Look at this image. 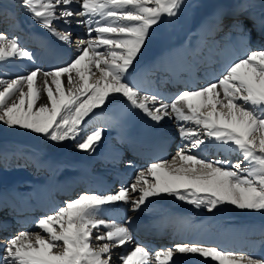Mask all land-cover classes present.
<instances>
[{
  "label": "snow or ice",
  "instance_id": "1",
  "mask_svg": "<svg viewBox=\"0 0 264 264\" xmlns=\"http://www.w3.org/2000/svg\"><path fill=\"white\" fill-rule=\"evenodd\" d=\"M185 0H20L40 27L73 44L71 25L86 28L76 41L77 54L51 70L35 67L14 79H0V122L43 134L54 142L76 140L94 153L104 127L91 131L90 114L120 94L155 122H183L187 141L175 156L138 170L133 181L110 193L82 192L36 221L37 231L9 237L0 264H112L113 250L131 245L120 264H176L179 254H198L216 264H264V259L185 241L151 251L135 243L132 217H107L104 208L123 202L136 212L153 197L168 195L209 212L225 203L264 210V48L247 50L222 74L201 87L183 90L164 102L131 79L130 69L163 17L177 16ZM63 26V31L56 25ZM233 27L241 28L236 20ZM95 33V35H93ZM33 60L19 38L0 31V63ZM134 70V69H133ZM191 124L192 127H186ZM84 133V135H81ZM79 137V139H77ZM230 145L242 155L236 162L209 160L199 154L207 141ZM197 150V151H193ZM129 166L132 161H128Z\"/></svg>",
  "mask_w": 264,
  "mask_h": 264
},
{
  "label": "bare ground",
  "instance_id": "2",
  "mask_svg": "<svg viewBox=\"0 0 264 264\" xmlns=\"http://www.w3.org/2000/svg\"><path fill=\"white\" fill-rule=\"evenodd\" d=\"M11 5L15 6L13 9L14 14L23 18L25 22L24 26L28 31L40 37L51 34L50 31L40 27L25 9L21 7L20 0H13ZM228 5L227 7L234 11H239V7L245 8L251 6L253 9L259 11L260 16L264 15V0H242L238 4L240 6H233L231 3H228ZM217 12L218 10H214L208 15H204L202 19H198L192 31L185 32L186 35L184 38L172 44L168 41L169 34L166 31L171 24H166L164 28L157 25V28H159L158 33L162 35L161 40L155 37L157 36V31L155 32L156 28L154 25V29L150 30L149 39L136 58V60L139 58L141 60L134 61L133 68L129 70L131 79L135 77L145 78V76L162 75L164 72L174 71L178 75L187 77L186 81H188L190 76H188L186 66H188L189 62L182 57L181 54L188 51L191 47L199 45L203 33L207 31V20L213 18ZM56 26L60 28L61 25L57 24ZM76 26L75 23L71 25V27ZM81 29L79 33L80 38L86 39V28L81 27ZM183 31H181L182 34H184ZM75 42L76 41L68 46L63 45V52L69 55L70 58H73L77 54ZM259 47H261V44L253 50L260 49ZM9 63L11 65L10 68H8ZM22 67H25L26 70L22 69ZM22 67H19L13 59L0 63V79L8 80L13 77L16 78L18 75L27 74L33 69L27 66ZM9 71L10 73H8ZM141 83L145 82H140V84ZM139 86L141 88L143 87L142 85ZM117 110H127L131 112V114L138 113L139 116L143 118L142 121L148 127L155 128L163 135H169L175 140H182L178 128L183 122H179L174 118H165L160 122H155L142 110L132 108L120 94L110 96L109 101H106L105 105L95 109L94 113L90 114V118H86L89 121V127L86 131H90L92 128L98 126H102L105 129L102 133L101 141L94 153L79 150L76 147V140L69 139L62 142H54L43 134L34 133L31 130L23 129L19 126H8L0 122V127L5 128L10 138L14 139L13 141L8 140V143H17L16 137L19 136L41 143L42 147L45 149V151L42 150L39 153H34L33 151L27 150L26 146L19 144L13 147H9V145L0 147V207L5 204V202L13 204L14 201H20L23 203L36 193H48L53 186L62 184L65 181L76 182L78 184L80 181L92 180L95 183V180L101 179L95 172L103 163H108L110 167L115 165L123 166L124 163L122 162H126L124 152L122 148L115 145L114 140L119 137L123 142L127 143L130 148L133 147V143H135L136 146H141L143 141L141 142L136 139L139 137V134H134L133 137L125 134V132L121 130L123 125L115 113ZM185 126L192 127L193 125L185 124ZM81 135H84V133H81ZM77 139H79V137ZM185 143H187V141H185ZM198 151L201 156H208L213 160L217 159L213 156L216 152L219 153L217 156H220V154L226 155L227 157L224 159L233 162L242 159V155L230 145L221 144L214 140L207 141ZM140 152L142 154L145 153L143 151ZM224 159L221 158L220 160ZM141 164L144 167L148 165L145 163ZM29 188H33V190L30 191L28 190ZM118 190L119 189H116V191ZM116 191H109L107 193ZM89 193L93 192L90 191ZM234 207V205L225 203L209 212L203 207L197 209L191 204L165 194L160 197L150 198L145 205L141 206L142 210L136 212L130 211L128 204L118 202L106 206L104 208V214L110 217L107 214L108 209L112 218L123 221L128 216L125 215L122 209L129 212V217H132L130 227L135 236V243L139 240V236L136 237L135 233L138 231V226L140 224H145L146 228H153L157 226V224L174 218L178 222L191 228L194 234L203 236L205 240L216 236L227 239L235 238L239 247L242 246L243 248L232 251L242 254L247 252L251 255L254 254V258L264 259V211L254 219L246 218L244 220H238L236 219V215L232 214V209ZM1 212L2 210L0 211V215ZM30 213L31 212L26 211L24 208L13 210V214L29 215ZM35 218L36 217L33 216V219ZM37 230L36 228L34 231ZM131 247V245H125L114 249L112 253V264H120L119 257L130 251ZM179 255L180 257H173L176 264H216L215 261L210 263V258L206 260L198 254ZM152 264H156V262L153 260Z\"/></svg>",
  "mask_w": 264,
  "mask_h": 264
},
{
  "label": "rangeland",
  "instance_id": "3",
  "mask_svg": "<svg viewBox=\"0 0 264 264\" xmlns=\"http://www.w3.org/2000/svg\"><path fill=\"white\" fill-rule=\"evenodd\" d=\"M235 1H237V0H185L184 6L182 7L180 13L177 16L171 17L169 19H168V17H163L162 21L158 25H159V27L164 28L166 26V24H168V23L171 24L170 27L168 26L166 31L169 34V38L172 37V40H170V42H169L172 44V43L176 42L177 40L184 38L186 35L185 32L192 31L195 27V24L198 22V19H202V17L205 15V13L209 12L211 9H214L216 6H218L219 8L222 7L224 2L225 3H231V2H235ZM12 2H13V0H0V5H6L7 6V4H8V6H10V4H12ZM162 24H163V26H162ZM180 24L183 28H181ZM173 26H174V28H173ZM155 28L157 29V30L155 29V32L157 31L156 34H158L159 28H157V25H155ZM153 29H154V26H153ZM181 31H183L184 34H182ZM156 34H154V35H156ZM160 35L161 34L159 33V35L155 36V37H158V39H161ZM158 41H160V40H158ZM168 41H169V39H168ZM16 138H17L16 139L17 143H14V144L8 143V140L13 141L14 139L10 138V136L8 135V132L5 130V128L0 127V145H2L3 142H7V145H2V146H8L9 145V147H13V146L19 144V145L26 146V149L30 150V151L37 152L38 149H40L41 151L42 150L45 151V149L42 147V144L39 142H36L34 140L31 141V139H29V138H23V137H19V136ZM2 146H0V147H2ZM262 211H264V210H260V211L241 210V209L234 207L232 209V214L236 215V219L244 220L246 218L254 219L255 217L259 216V214L263 213ZM243 216H245V217H243Z\"/></svg>",
  "mask_w": 264,
  "mask_h": 264
}]
</instances>
